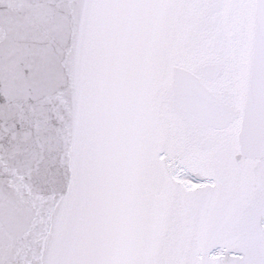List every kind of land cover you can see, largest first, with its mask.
Returning <instances> with one entry per match:
<instances>
[{"label": "snow or ice", "instance_id": "1", "mask_svg": "<svg viewBox=\"0 0 264 264\" xmlns=\"http://www.w3.org/2000/svg\"><path fill=\"white\" fill-rule=\"evenodd\" d=\"M0 264H264V0H0Z\"/></svg>", "mask_w": 264, "mask_h": 264}]
</instances>
